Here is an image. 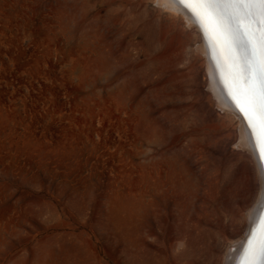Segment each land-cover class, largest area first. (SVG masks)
<instances>
[{"label": "rangeland", "instance_id": "1", "mask_svg": "<svg viewBox=\"0 0 264 264\" xmlns=\"http://www.w3.org/2000/svg\"><path fill=\"white\" fill-rule=\"evenodd\" d=\"M198 45L155 0H0V264L222 263L259 184Z\"/></svg>", "mask_w": 264, "mask_h": 264}, {"label": "bare ground", "instance_id": "2", "mask_svg": "<svg viewBox=\"0 0 264 264\" xmlns=\"http://www.w3.org/2000/svg\"><path fill=\"white\" fill-rule=\"evenodd\" d=\"M155 4L161 11L170 12L176 17H183L187 28H189L190 32L194 34V36L196 35L197 42L199 44L198 50L205 58L206 76L209 83L208 89L217 103V107L221 111L230 113L238 119L239 142L237 145L248 153V158L254 165V171L257 175L259 184L257 195L253 204L246 211V223L242 236L226 247L221 263L242 264L245 260V252L249 248V242L255 246V234L258 229L261 228L259 223L264 212V152H262L263 142L260 132L261 124L258 119L254 118L250 125L249 120L245 117V114L240 111L239 107H237L236 100L233 99L234 96H237L235 82L233 79L237 68L234 66L231 53L227 50V48L224 47V50L222 51V45L221 43H218L217 37L211 30L208 22H198L197 14L200 12V8L195 3L189 2L181 4L178 3L177 0H155ZM245 23L247 24V21H245ZM251 27H259V24H252ZM156 47L157 43L154 40H147V53L153 52ZM237 99H239L238 96ZM240 105L241 107H246L243 100H240ZM182 122H184V126H186V123L188 124L187 119L182 120L181 123ZM192 123H194L193 120ZM170 152V149H166L163 151V154H157L155 156L154 171L158 173L157 170L159 169L158 165L161 163L160 161H163V163H166L168 160L169 163L170 161H173L174 155L171 156ZM229 169L230 166H226L222 171L223 175H226ZM165 179L167 186V182L170 183V179L166 168ZM156 183L159 182H155L154 189L158 191L160 189V185ZM219 187L217 188L215 187V184H212L211 192L217 193L218 195L219 193L221 194L222 192H220ZM169 188L171 189V187ZM210 203L211 210L209 211V214L215 217L219 226L226 225L229 221L233 220L238 213L234 200L229 202L224 200L222 201L217 196V198H212ZM246 228H248L246 236L248 234H250V236L247 240L243 241ZM217 244L218 243L214 244L215 247ZM200 255H204V253L201 252Z\"/></svg>", "mask_w": 264, "mask_h": 264}, {"label": "snow or ice", "instance_id": "3", "mask_svg": "<svg viewBox=\"0 0 264 264\" xmlns=\"http://www.w3.org/2000/svg\"><path fill=\"white\" fill-rule=\"evenodd\" d=\"M195 3L198 22L207 21L218 43L231 53L237 71L233 77L237 107L248 118L258 119L264 130V0H177ZM239 10V11H237ZM247 21V24L245 23ZM259 27L252 28V24ZM243 100L246 107H241ZM264 152V150H262ZM242 264H264V236L257 245L249 242Z\"/></svg>", "mask_w": 264, "mask_h": 264}, {"label": "water", "instance_id": "4", "mask_svg": "<svg viewBox=\"0 0 264 264\" xmlns=\"http://www.w3.org/2000/svg\"><path fill=\"white\" fill-rule=\"evenodd\" d=\"M248 119V118H247ZM260 132H261V135H262V142H263V150H264V130H262L261 128H260ZM259 225H260V229H258V231L256 232V234H255V238H256V243H254L255 245H257V243L260 241V239L262 238V236L264 235V212H263V216H262V218H261V220H260V223H259ZM247 230H248V228H246V231H245V237H244V240L243 241H245V240H247L248 238H249V236H250V234H248L247 236H246V233H247ZM255 240V239H254ZM254 242V241H253ZM253 245V244H252Z\"/></svg>", "mask_w": 264, "mask_h": 264}]
</instances>
